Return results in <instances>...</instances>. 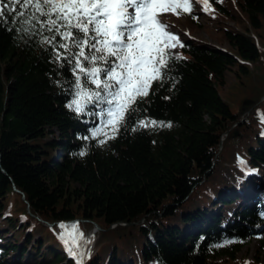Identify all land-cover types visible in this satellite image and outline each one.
<instances>
[{
  "label": "trees",
  "instance_id": "trees-1",
  "mask_svg": "<svg viewBox=\"0 0 264 264\" xmlns=\"http://www.w3.org/2000/svg\"><path fill=\"white\" fill-rule=\"evenodd\" d=\"M193 2V12L214 18L243 14L252 30L222 26L230 47L175 30L183 44L172 52L182 56L140 101L142 115L165 123L133 129L132 119L107 139L89 135L100 125L97 114L67 107V85L55 81L70 78L68 68L4 13L0 264H76L64 238L80 243L95 224L86 264H263L240 251L254 237L264 244L262 200L246 203L247 191L258 196L256 186L264 187V0H209L206 11ZM232 67L241 77L261 70L246 94L253 103L241 99L239 110L220 90ZM241 157L260 175H247ZM60 220L77 221L61 227Z\"/></svg>",
  "mask_w": 264,
  "mask_h": 264
},
{
  "label": "snow or ice",
  "instance_id": "snow-or-ice-1",
  "mask_svg": "<svg viewBox=\"0 0 264 264\" xmlns=\"http://www.w3.org/2000/svg\"><path fill=\"white\" fill-rule=\"evenodd\" d=\"M203 3L208 10L209 0ZM178 9L192 13L193 0H0V19L11 14L10 22L20 33L36 35L49 59L60 69L68 68L71 77L55 81L67 85V107L77 114H97L100 125L89 135L103 132L107 139L132 119L133 129L147 127L149 121L165 123L142 115L140 101L153 81L170 78L171 62L182 56L172 52L177 42L183 44L179 33L161 19L168 11L179 14ZM33 24L42 31L35 32ZM258 114L264 119V110ZM72 255L84 264L90 251Z\"/></svg>",
  "mask_w": 264,
  "mask_h": 264
},
{
  "label": "rangeland",
  "instance_id": "rangeland-1",
  "mask_svg": "<svg viewBox=\"0 0 264 264\" xmlns=\"http://www.w3.org/2000/svg\"><path fill=\"white\" fill-rule=\"evenodd\" d=\"M208 8L211 7L208 5ZM202 9V11H206L205 6H203ZM198 12L196 11L189 15L184 14L179 10V14L168 11L166 13H162L161 19L168 22L170 30L181 31L183 37H195L202 41L216 44L219 47H230L227 41L222 38L223 34L221 28L225 24L242 30H244L246 27L250 28V25H248V21L243 14H240V16H237L235 19H225L224 17L214 18L212 13H201L200 9ZM250 30L252 29L250 28ZM259 32L260 35L258 39L264 49V27H262ZM172 50L174 52L179 51L178 43L177 46ZM237 71L238 69L236 67H232L227 70L225 84L220 87V90L223 97L231 103L233 108L239 110L238 104L241 99L244 100L245 105H251L253 103L254 99L246 94L248 89L251 88V85L254 86L259 82L260 77L258 76L261 70L257 67H253L249 75L242 77ZM251 200L253 201V199ZM247 202L249 201H246V203ZM93 229H99L97 228V224H95ZM262 230L263 232L261 235L264 237V229ZM95 238H97V236H95ZM82 245L83 243L80 245V248ZM80 248L77 249L74 247L73 251L80 253ZM95 250L96 247L94 246L90 254H93ZM240 255L248 259L259 257L263 260L264 264V244L254 237L249 243L245 244L241 248Z\"/></svg>",
  "mask_w": 264,
  "mask_h": 264
},
{
  "label": "bare ground",
  "instance_id": "bare-ground-1",
  "mask_svg": "<svg viewBox=\"0 0 264 264\" xmlns=\"http://www.w3.org/2000/svg\"><path fill=\"white\" fill-rule=\"evenodd\" d=\"M93 231H87L84 233V242H83V245L82 247L80 248V253L78 254H83L85 251H90L93 249V247L95 246V241H96V238H95V233L92 234ZM78 258V256H77ZM85 261V259H84ZM78 264H80V261H79V258H78Z\"/></svg>",
  "mask_w": 264,
  "mask_h": 264
},
{
  "label": "water",
  "instance_id": "water-1",
  "mask_svg": "<svg viewBox=\"0 0 264 264\" xmlns=\"http://www.w3.org/2000/svg\"><path fill=\"white\" fill-rule=\"evenodd\" d=\"M235 133L238 134V130H236ZM16 189H17V188H16ZM17 190H19V189H17ZM49 224H52V223H49ZM97 228H100V225H99V224H97ZM96 230H98V229H95V231H96Z\"/></svg>",
  "mask_w": 264,
  "mask_h": 264
}]
</instances>
